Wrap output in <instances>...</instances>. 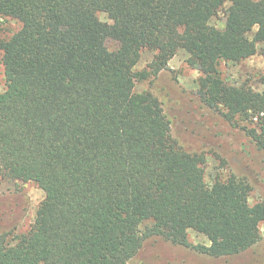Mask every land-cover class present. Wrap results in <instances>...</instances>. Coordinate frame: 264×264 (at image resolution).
Masks as SVG:
<instances>
[{
    "label": "trees",
    "instance_id": "16d2710c",
    "mask_svg": "<svg viewBox=\"0 0 264 264\" xmlns=\"http://www.w3.org/2000/svg\"><path fill=\"white\" fill-rule=\"evenodd\" d=\"M226 3L219 29L211 19ZM0 19L20 24L0 39V179L45 192L28 232L0 235V264H129L152 236L212 257L261 240L264 201L250 202L249 181L208 183L205 156L135 85L186 50L201 102L264 151V88L230 84L219 69L264 43V0H0ZM146 49L154 59L136 70ZM190 229L210 244H192Z\"/></svg>",
    "mask_w": 264,
    "mask_h": 264
},
{
    "label": "rangeland",
    "instance_id": "374dc122",
    "mask_svg": "<svg viewBox=\"0 0 264 264\" xmlns=\"http://www.w3.org/2000/svg\"><path fill=\"white\" fill-rule=\"evenodd\" d=\"M229 3L211 19L219 29L225 27V11ZM102 20L110 21L106 13ZM15 20L0 19V39H6L19 28ZM110 49L115 40L107 42ZM0 49V93L6 87L4 65ZM155 51L144 50L135 69L143 70L153 61ZM189 54L180 49L167 67L156 76L137 81V92L152 91L161 101L171 120L172 131L187 151L205 156V179L208 183L225 180L230 174L245 177L252 190L250 202L264 201V151L260 150L246 132L227 121L218 111L204 105L199 96V70L188 64ZM222 77L230 84L249 83L255 90L264 88V43L258 44L255 55L241 61H222ZM45 197L44 190L34 181L0 179V235L8 233L10 242L18 234L28 232L34 222L37 208ZM153 224L146 220L142 230ZM261 240L240 254L212 257L192 247L173 244L160 236L145 240L142 249L129 264H264V222L260 224ZM189 241L209 245V238L194 229L188 232Z\"/></svg>",
    "mask_w": 264,
    "mask_h": 264
}]
</instances>
